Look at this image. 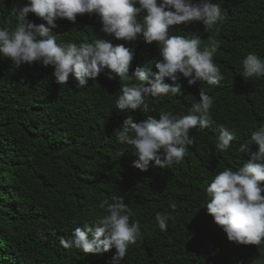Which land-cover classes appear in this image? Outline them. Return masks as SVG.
Masks as SVG:
<instances>
[{
  "label": "trees",
  "instance_id": "trees-1",
  "mask_svg": "<svg viewBox=\"0 0 264 264\" xmlns=\"http://www.w3.org/2000/svg\"><path fill=\"white\" fill-rule=\"evenodd\" d=\"M26 2L0 0V27H14L12 8ZM212 2L221 3L226 15L212 31L205 32L198 20L174 25L170 32L200 35L201 48L209 39L218 40L213 61L224 79L218 86L201 81L190 86L178 73L182 95L149 98L148 113L116 108L120 89L137 81H121L115 74L109 79L108 69L79 88L72 76L58 84L51 65L16 66L0 57V264H111L115 248L84 253L63 248L60 239L106 214L100 203L119 196L141 229L121 264H264V243L230 242L206 207V187L215 175L246 162L247 154L239 146L259 149L251 133L264 125V77L245 79L242 72L247 54L264 58V0ZM28 19L46 24L34 13ZM55 23L52 31L58 43L111 40L135 50L129 75L148 65L158 71L155 64L162 59L158 42L147 44L142 35L134 41L117 40L102 31L98 14H77L74 23L66 18ZM165 82L172 83L167 77ZM202 87L214 97L213 122L204 129H190L195 142L184 159L170 168L150 166L146 172L135 168L133 148L116 139L124 119L132 115L139 122L165 111L187 115L199 102ZM221 127L236 136L227 152L215 147ZM121 151L125 153L119 155ZM172 203L177 205L174 212ZM157 212L175 216L165 231L155 220Z\"/></svg>",
  "mask_w": 264,
  "mask_h": 264
},
{
  "label": "clouds",
  "instance_id": "clouds-1",
  "mask_svg": "<svg viewBox=\"0 0 264 264\" xmlns=\"http://www.w3.org/2000/svg\"><path fill=\"white\" fill-rule=\"evenodd\" d=\"M137 5H139L137 7ZM16 23L14 27H0V57L9 58L16 66L40 62L53 66V76L58 84H66L72 76L83 88L89 78L95 79L110 70L108 78L118 76L121 81L130 78L134 84L125 83L115 104L120 112L141 111L148 113L149 98L171 94L182 95V85L177 82L178 73L188 78V84L197 81L218 86L224 79L213 56L220 42L209 39L201 48V37L173 35L170 28L181 23L203 21L205 32H210L226 19L221 3L212 0H27L12 8ZM34 13L45 23L36 24L28 19ZM98 14L102 31L115 39L134 41L143 37L147 44L158 42L162 59L151 66L136 67L129 75L135 50L124 44L114 45L111 40L95 39L93 42H61L52 29L55 21L66 18L75 22L77 14ZM144 13L141 17L140 14ZM139 17V18H138ZM245 79L264 77V58L249 53L243 58ZM169 78L172 83L165 82ZM199 102H195L187 115L177 117L171 111L161 112L159 117L146 115V119L134 122L132 115L124 119L116 133L117 142L133 148L137 157L133 166L141 171L149 167L170 168L179 163L193 145L195 137L190 129L207 128L213 117L210 109L214 97L202 87ZM236 139L234 132L221 127L216 149L227 152ZM251 141L259 146L252 151L248 144H241L239 151L247 154L246 162L233 170L225 168L206 187L208 213L221 226L230 242L237 245H260L264 243V125L251 133ZM125 153L121 151L119 155ZM99 207L106 214L91 222L75 227L68 238H61L65 249H79L84 253L100 254L115 248L111 264H121L130 244L141 236L140 221L132 219V210L124 197L104 200ZM174 212L175 203L170 204ZM155 220L161 231L167 230L171 213L157 212Z\"/></svg>",
  "mask_w": 264,
  "mask_h": 264
},
{
  "label": "bare ground",
  "instance_id": "bare-ground-1",
  "mask_svg": "<svg viewBox=\"0 0 264 264\" xmlns=\"http://www.w3.org/2000/svg\"><path fill=\"white\" fill-rule=\"evenodd\" d=\"M29 120V119H28Z\"/></svg>",
  "mask_w": 264,
  "mask_h": 264
}]
</instances>
